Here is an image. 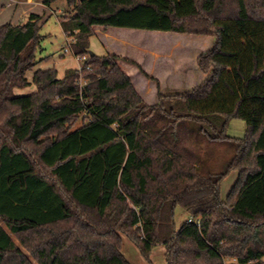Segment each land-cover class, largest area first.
I'll list each match as a JSON object with an SVG mask.
<instances>
[{
    "label": "trees",
    "instance_id": "trees-1",
    "mask_svg": "<svg viewBox=\"0 0 264 264\" xmlns=\"http://www.w3.org/2000/svg\"><path fill=\"white\" fill-rule=\"evenodd\" d=\"M65 2L61 29L87 59L61 78L36 70L31 94L14 90L29 86L41 16L0 26V264H129L122 236L146 259L165 246L166 264H264V0ZM95 26L213 37L197 58L205 78L162 94L131 61L155 83L149 105L121 57L90 51ZM232 119L245 123L239 140ZM228 140L233 157L208 172V144ZM178 206L192 221L176 231Z\"/></svg>",
    "mask_w": 264,
    "mask_h": 264
},
{
    "label": "rangeland",
    "instance_id": "rangeland-1",
    "mask_svg": "<svg viewBox=\"0 0 264 264\" xmlns=\"http://www.w3.org/2000/svg\"><path fill=\"white\" fill-rule=\"evenodd\" d=\"M77 2H79V0H76V3ZM31 13L41 16V20L39 21V24L41 25L40 34L44 38L41 43V48L36 54L37 63L25 75L29 82V86L22 89H15L14 93L17 96H25L36 90V87L32 84V77L36 70H48L54 68L57 70L58 78H61L67 69H78L81 67L85 59H87V57H83L81 61L77 62L72 55L70 48V44L73 42V37L65 34L61 29V20L74 14L73 6L68 7L65 0H58L50 7H45L42 4V0H0V26L6 23L12 25L22 24ZM97 28L98 26L93 27V36L89 39L90 51L93 54L103 55V40L100 35H94V30ZM153 33L155 32L127 28H125L123 32H120V37L129 42L126 46L121 45V51L119 52L130 57L126 58V61H121L120 64L124 69L126 68L128 70L130 75H132L135 84L140 87L141 90L148 88L147 94H153V91L155 90L153 84L146 83L144 79L137 74V72L141 73V71L137 68L138 64L133 58L141 65H144L146 71H151L163 80L167 76L168 70H166V68H174V66L180 67L184 64L188 65L190 68L187 80L190 82L195 78L193 63H185L184 58L194 50H197L200 53L205 52L210 42L208 40H206V42L190 41L183 45L181 41V47L178 46L179 48H177V46H175L173 49L171 48L172 42H169L168 38L172 39V36L177 34L161 33L157 31L158 36H156ZM151 53L153 55H161L165 60V63L163 61L156 62L153 56L150 55ZM188 57L189 58L187 59L191 61L192 57H190V55ZM131 61L135 62L137 65ZM141 65L138 66L142 70ZM80 124L81 121H79L75 127H79ZM244 131V121L240 119H232L228 124L226 133L229 137L239 140L244 136ZM232 143V141L228 140L222 143L213 142L208 144L204 164L208 172L211 171L213 174H216L225 169L227 163L235 153L234 145ZM236 178L237 171L232 170L220 184V197L223 201L227 199L228 194L235 185ZM173 214V229L176 231L186 219L191 217L179 206L174 209ZM121 247L122 255L129 264H166V248L161 244L152 246L153 248L150 250L147 259L141 254L139 248L136 247L126 236H122ZM230 261L234 262L232 259Z\"/></svg>",
    "mask_w": 264,
    "mask_h": 264
},
{
    "label": "crops",
    "instance_id": "crops-1",
    "mask_svg": "<svg viewBox=\"0 0 264 264\" xmlns=\"http://www.w3.org/2000/svg\"><path fill=\"white\" fill-rule=\"evenodd\" d=\"M124 29H119V28H113V27H109L108 29H105L103 27H98L97 29L94 30V35H100L102 38V45H103V55L104 54H114L116 56L121 57L122 59H126V58H130L129 56H125L123 53L119 52L121 51V45L126 46L128 44V40H125L124 38L120 37V32H123ZM157 33V32H155ZM154 35L158 36V33ZM163 33V32H161ZM177 34V33H175ZM160 35V34H159ZM185 35V34H177V35H173L172 39H169V42H172V46L171 48L174 49V47L176 45H179L180 42L182 41L183 45H185L184 43L186 42H190V41H204L206 42V40H208L210 42L209 46L207 47L206 50H208L214 41L213 37L210 36H198V35ZM179 47H181L179 45ZM177 47V48H179ZM194 50V49H193ZM193 52V53H192ZM206 52V51H205ZM204 53V52H201ZM199 51H191L189 53L190 57H192V60L190 61L188 56H185V60L184 62L187 64L193 63V69L195 70V78H193L190 82L189 80H187V75H188V71H190V68L188 67V65L184 64L182 66H174L170 67L169 69L166 68L167 71V76L163 79H161V77L156 76V74L152 73L151 71L148 72L146 71V68L144 67V65H141L139 62H137V60H135L133 58V60L138 64L141 65L142 70L147 72L151 77L155 78L159 84L160 87V91L162 94H170L173 95L175 93H182V92H188L191 91V89H193L196 85H198L199 83H201L204 78L205 75L198 70L197 67V58L198 56L201 54ZM153 56V58L155 59L156 62H164L165 60L163 59V57L161 55H153L152 53L150 54ZM121 61L124 60H118V65L120 66L121 70L123 72H125L126 74H128L130 76L131 82L133 87H135L137 93L139 94V96L141 97L142 100H144L146 103L150 104V105H156L158 104L157 101V89L154 85V82L147 79L144 75H142V73L137 72L138 75H140L142 77V79H144V81L146 83L149 84H153V86L155 87V90L153 91V94L148 93V88H146L145 90H141L140 87H138L133 78L132 75H130L128 73V70L125 68H123V66L120 64ZM167 67V66H166ZM134 69V68H133ZM177 69V70H176Z\"/></svg>",
    "mask_w": 264,
    "mask_h": 264
},
{
    "label": "built area",
    "instance_id": "built-area-1",
    "mask_svg": "<svg viewBox=\"0 0 264 264\" xmlns=\"http://www.w3.org/2000/svg\"><path fill=\"white\" fill-rule=\"evenodd\" d=\"M75 59L77 60V62L78 61H81L82 59H83V57H75ZM80 68V67H79ZM186 221L188 222V223H190L191 221H192V219H191V217H189L188 219H186ZM197 223H198V221H197Z\"/></svg>",
    "mask_w": 264,
    "mask_h": 264
}]
</instances>
